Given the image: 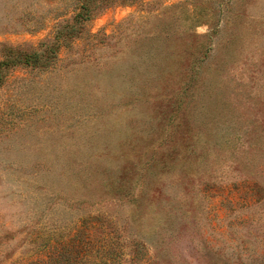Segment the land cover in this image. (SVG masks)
<instances>
[{
	"label": "rangeland",
	"instance_id": "374dc122",
	"mask_svg": "<svg viewBox=\"0 0 264 264\" xmlns=\"http://www.w3.org/2000/svg\"><path fill=\"white\" fill-rule=\"evenodd\" d=\"M0 60V264H264V0H0Z\"/></svg>",
	"mask_w": 264,
	"mask_h": 264
},
{
	"label": "trees",
	"instance_id": "16d2710c",
	"mask_svg": "<svg viewBox=\"0 0 264 264\" xmlns=\"http://www.w3.org/2000/svg\"><path fill=\"white\" fill-rule=\"evenodd\" d=\"M9 52L12 50L11 48H8L7 49ZM17 52V51H16ZM28 60V59H27ZM38 60H39V57H36L35 59L33 58V62L34 63H37L38 62ZM14 62V61H13ZM17 62H21V61H17ZM5 63V61L4 60H0V66L2 65V64H4ZM24 63L26 64V63H28L27 61H26V59H24ZM1 70L2 69H0V84H1V82H2V80H3V75L1 74Z\"/></svg>",
	"mask_w": 264,
	"mask_h": 264
}]
</instances>
